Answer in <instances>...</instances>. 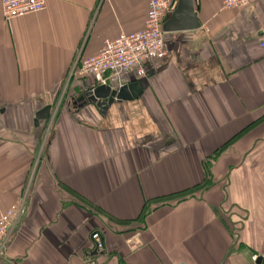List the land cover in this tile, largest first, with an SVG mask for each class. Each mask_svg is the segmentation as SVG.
<instances>
[{
    "label": "crops",
    "instance_id": "crops-1",
    "mask_svg": "<svg viewBox=\"0 0 264 264\" xmlns=\"http://www.w3.org/2000/svg\"><path fill=\"white\" fill-rule=\"evenodd\" d=\"M149 1L45 0L7 21L0 0V215L26 199L0 264H264V0H193L199 27L164 30V58L122 76L145 82L137 98L75 102L94 85L74 60L141 29Z\"/></svg>",
    "mask_w": 264,
    "mask_h": 264
},
{
    "label": "built area",
    "instance_id": "built-area-1",
    "mask_svg": "<svg viewBox=\"0 0 264 264\" xmlns=\"http://www.w3.org/2000/svg\"><path fill=\"white\" fill-rule=\"evenodd\" d=\"M252 1L222 0V7L224 9L245 7ZM1 6L3 18L9 21L43 11L45 0H1ZM172 6L171 0H150L141 29L132 32L122 31L116 38L105 40L96 54L85 58L78 56L70 68L69 77L89 78L94 86L106 85L114 88L124 85L122 83L124 74L132 72L137 78L145 77L146 65L164 58L166 54L164 24ZM260 43L264 47V37ZM25 201L24 196L20 197L1 213L0 248L4 246V240L10 230L25 213ZM91 238L97 250L103 247L99 232H93Z\"/></svg>",
    "mask_w": 264,
    "mask_h": 264
},
{
    "label": "water",
    "instance_id": "water-1",
    "mask_svg": "<svg viewBox=\"0 0 264 264\" xmlns=\"http://www.w3.org/2000/svg\"><path fill=\"white\" fill-rule=\"evenodd\" d=\"M199 27V22L196 18L193 0H178V6L172 13L171 19L165 23V31H180L193 30ZM149 76V74H147ZM145 87L143 80H138L133 83L124 84L119 88H112L106 85H97L84 92L76 99L79 107L86 104H93L98 108L102 115H105L108 108L116 101L132 100L137 98L142 89ZM50 106H46L39 110L34 119L35 125H38L40 120H45L49 117ZM98 254L95 248L90 256ZM250 264H262V257L259 256Z\"/></svg>",
    "mask_w": 264,
    "mask_h": 264
},
{
    "label": "trees",
    "instance_id": "trees-1",
    "mask_svg": "<svg viewBox=\"0 0 264 264\" xmlns=\"http://www.w3.org/2000/svg\"><path fill=\"white\" fill-rule=\"evenodd\" d=\"M221 151V150H220ZM208 176H209V173H208ZM210 180L207 179V176L206 178L204 179V181L200 184V185H197L193 188H188V189H185V190H182L180 192H176L174 194H171V195H168V196H164V197H160V198H157L156 200L154 201H163V200H166V199H170V198H175V199H178V200H183L185 199L186 197H188L189 195H191V193L196 190V189H200V188H204L205 186H207L209 184ZM151 201H146L143 208H142V211H141V214H140V217L139 219L143 220L144 216L146 215V213L149 211V203Z\"/></svg>",
    "mask_w": 264,
    "mask_h": 264
},
{
    "label": "rangeland",
    "instance_id": "rangeland-1",
    "mask_svg": "<svg viewBox=\"0 0 264 264\" xmlns=\"http://www.w3.org/2000/svg\"><path fill=\"white\" fill-rule=\"evenodd\" d=\"M63 96V98H61ZM61 97H59L61 100H63L65 97H66V95L65 94H63V95H61Z\"/></svg>",
    "mask_w": 264,
    "mask_h": 264
}]
</instances>
